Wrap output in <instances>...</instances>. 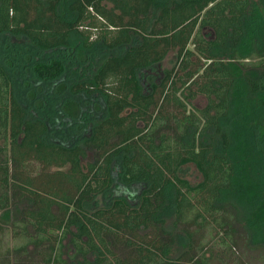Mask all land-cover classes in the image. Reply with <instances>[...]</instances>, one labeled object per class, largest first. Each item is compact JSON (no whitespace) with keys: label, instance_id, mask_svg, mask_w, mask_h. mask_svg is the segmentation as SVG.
<instances>
[{"label":"trees","instance_id":"obj_1","mask_svg":"<svg viewBox=\"0 0 264 264\" xmlns=\"http://www.w3.org/2000/svg\"><path fill=\"white\" fill-rule=\"evenodd\" d=\"M185 16L193 48L155 75L156 27ZM0 57V264H209L219 236L264 249V0H0Z\"/></svg>","mask_w":264,"mask_h":264},{"label":"rangeland","instance_id":"obj_2","mask_svg":"<svg viewBox=\"0 0 264 264\" xmlns=\"http://www.w3.org/2000/svg\"><path fill=\"white\" fill-rule=\"evenodd\" d=\"M257 1V0H256ZM189 18L185 16L184 21L180 23L179 26H176L169 22V20L166 18L165 20H162L158 26L156 27V31H158V35H154L152 39L150 40L148 47V56H152L155 54L154 47L157 49V51L160 49L163 50V48L168 49L169 54L163 61L162 68H170L173 65V62L176 58V53L178 49L184 48L186 45L190 48H193V44L191 42V39L194 35V33L197 31L198 24L193 23V21L188 20ZM209 35V32H207ZM32 50V48H31ZM32 56L34 59H45L47 60L49 57H52L53 55L44 53H39L36 50H33ZM1 59V57H0ZM161 67V66H160ZM157 74H160L159 70L156 69ZM142 75V73H141ZM22 83H16L15 84V94L17 98L20 100L25 107L29 106V100L27 96V90H25L22 87ZM252 98H257V96H252ZM259 99V106H264V98H257ZM207 104V99L202 96H197L194 99L189 102V109H195V107L203 108ZM261 132L264 133V119L261 122ZM50 136V133H49ZM202 138L204 141L209 143H218L219 137L215 135L213 131H210L209 133L202 135ZM38 169V167H36ZM184 175L189 178L191 181L196 182L200 176V173L198 171H195V168L192 166L186 167L183 171ZM90 191L89 185H86L83 195L86 194V192ZM80 201V200H79ZM179 232V231H178ZM181 234V232H180ZM213 235L217 237L215 232H212ZM182 235V234H181ZM1 236L0 240V249H4L6 247L5 240L7 239L8 245H12L15 241H12L9 238V235ZM211 234H206L207 239H209ZM185 240V237H183V242ZM18 242V241H17ZM242 239L238 240L237 246H230L224 247L221 244L220 236L217 237L214 242H211L210 245L204 250L200 251L202 255L206 257V261L209 264H236L237 261L242 260L245 264H264V249H260L259 247H251L249 245H246V242ZM178 246V245H177ZM181 247V246H180ZM183 248V247H182ZM70 254V252H68ZM67 254V256H69ZM65 256V255H64ZM72 264V263H70Z\"/></svg>","mask_w":264,"mask_h":264},{"label":"flooded vegetation","instance_id":"obj_3","mask_svg":"<svg viewBox=\"0 0 264 264\" xmlns=\"http://www.w3.org/2000/svg\"><path fill=\"white\" fill-rule=\"evenodd\" d=\"M163 63H164V62H163ZM163 63H162V64H163ZM157 70H159V72H161V73H162V72H163V70H164V68H162V66H161V67H160V66H158V67H157ZM150 72H151V73H153V70H150ZM154 73H155V75H157V72H154Z\"/></svg>","mask_w":264,"mask_h":264}]
</instances>
